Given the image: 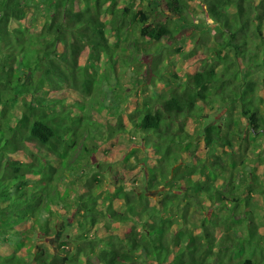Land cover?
Listing matches in <instances>:
<instances>
[{"label": "trees", "instance_id": "obj_1", "mask_svg": "<svg viewBox=\"0 0 264 264\" xmlns=\"http://www.w3.org/2000/svg\"><path fill=\"white\" fill-rule=\"evenodd\" d=\"M148 1L165 19L152 20ZM191 1L0 0V246H11L0 264H264V0H197L205 19L196 24L215 34L203 66L182 78L156 69L162 92L143 94L131 111L115 90L139 41L173 36L165 15L186 20ZM38 3L49 11L35 27L25 19ZM132 22L137 48L119 52ZM74 90L103 93L111 103L95 98L92 109H117L116 125L76 115L83 105L60 97ZM138 132L141 145L125 159L153 157L143 179L133 178L143 186L113 179L101 189L102 172L88 176L97 147L87 141ZM67 173L72 184L95 180L98 191H61ZM162 184L169 192L151 204L146 186ZM74 208L73 220L66 212ZM56 234V249L28 241Z\"/></svg>", "mask_w": 264, "mask_h": 264}, {"label": "rangeland", "instance_id": "obj_2", "mask_svg": "<svg viewBox=\"0 0 264 264\" xmlns=\"http://www.w3.org/2000/svg\"><path fill=\"white\" fill-rule=\"evenodd\" d=\"M150 7L145 3L144 8L145 9H151L152 10V20L154 22L162 21L165 19L164 15L161 13L160 10H158L157 7H154L155 5L151 4L149 1ZM157 8V9H155ZM49 8L47 6H43V4H36L33 6L30 11L27 14V18L25 19L26 24L34 23L35 27H40L42 24L47 23V16L44 15ZM36 16V17H35ZM165 16H169L171 19V23L174 27V34L171 37H165L160 42H148L143 43L141 40L138 43V48L136 44V53L139 55V58L131 62L129 66H123L122 70L120 71V81L119 85L115 86V90L120 92V96L122 98V102L125 106L124 108L129 109L130 111L134 108V101H140L143 100V94L145 95H151L153 94V91H157L160 93L163 90V82L156 81L154 76L157 73L156 69H160V72L169 73L170 75H176L177 77H184L186 73H194L196 70L200 69L203 66V61L207 57V55L211 54V47L214 45V32L211 34H206V30H200V26L196 23L201 24L203 19H205V15L201 13L200 7L198 5L197 0H193L189 2V10L187 11V17H185L186 20L182 21L179 19V15L177 14H167ZM105 21L109 23V16L106 15V17H103ZM192 18H195V23L192 24L190 21H192ZM34 19V20H33ZM191 19V20H190ZM201 19V20H200ZM187 21V22H185ZM30 22V23H29ZM134 22L130 25L128 28V34L131 36V40L128 45L125 44H118V51L123 52L122 47L128 46V49H134L135 47L133 45L135 32L134 29ZM108 37L110 40L115 42V40L118 38H115L113 33H108ZM128 41V40H127ZM144 47V49H143ZM127 48V47H126ZM143 49V51H142ZM132 58H130L131 60ZM136 70V71H134ZM138 72V74H137ZM140 73V74H139ZM134 82L131 80L136 79ZM37 80V79H36ZM155 80V81H154ZM33 81V78L32 80ZM30 80L28 82H31ZM122 84V85H121ZM98 92V91H97ZM93 93L89 95H80L78 91H69L64 94H60V97H67L68 101L78 103L79 105H83V109L75 108L74 111L76 115L88 116V120L90 121L91 126H95L96 122L97 124L101 125H116L119 117L116 114L117 109H108L107 107H104L102 111H98L96 109H92L93 102H97L95 100L98 99L102 103L110 102L108 99H104L103 93ZM108 94L109 97L112 98V96H116L112 90H109ZM111 103V102H110ZM207 111H211L209 107L206 108ZM216 113V112H215ZM219 115L217 116L218 120L225 118L226 116V110L219 112ZM123 117L120 119L126 121L128 124V128H131V123L129 122L127 114H123ZM195 123L191 120L188 123V128L193 129ZM106 126V127H107ZM103 131V130H102ZM106 131H103V134L105 135ZM107 133V132H106ZM134 136H131L129 133H125L124 136L121 138L119 137L118 140H102L103 138H96L92 139L89 138L87 141L89 144H94L97 147L95 155L91 157L92 161H94V164H96L97 169L89 168L88 176H93L95 170H100L102 172L101 174V180L103 184L100 185V188H111L113 179L124 180V184L129 187L135 183L141 186V182L138 179H133L134 177H139L143 179V176L148 173V169L153 166L154 160L153 157H150V154L145 151H139L136 153L135 157H133V153L131 154L132 157H129L128 160L125 159V155H127L130 151L133 150L136 145H141V137L142 133H134ZM117 138V135H116ZM91 139V140H90ZM111 142V143H110ZM204 143H200V152L198 153L199 157H202L206 155V150L204 149ZM81 147V146H80ZM99 151V152H98ZM93 154V153H92ZM133 158V159H132ZM133 160L134 162H130V160ZM189 160H193L192 158H187ZM103 164V166H98V163ZM131 165H134L133 168H131ZM66 182H63L64 184H61L60 190L63 191L64 187H69V191L72 190L73 194L77 193H84L89 190V188L92 186L94 187L95 180H89L87 181H81L78 185L77 183H70L72 181L73 176L69 173L66 174ZM197 177V176H196ZM177 182V181H176ZM183 183L184 181H180ZM186 186L183 185L182 189L185 190ZM98 188L96 187L95 190L98 191ZM100 191V190H99ZM169 192V188L165 186V184H162L158 186V188H150V186H146V194L150 198V203L159 205V200L164 197ZM205 202L209 204L208 199H204ZM115 206L118 209H121V202L118 200L115 201ZM61 213H64V210L60 209ZM208 212H213V209H210L209 207L206 209V214ZM66 215L71 217L73 220L76 218H80L79 216L76 217L75 214V208L69 209L66 212ZM193 218L196 220L197 215L193 216ZM115 230H118L119 232H127L130 229V225H118L114 226ZM60 234H56L55 236H44V237H33L32 239L28 240L29 243H38L40 245L41 243L49 244V246H53V248H57L56 245H58ZM34 246L31 248L33 249ZM11 251V246L9 244H2L0 246V253L2 254H8Z\"/></svg>", "mask_w": 264, "mask_h": 264}]
</instances>
